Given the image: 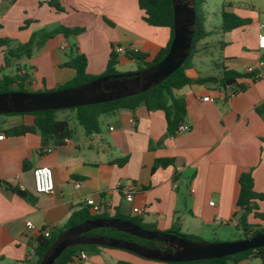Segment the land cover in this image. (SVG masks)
I'll return each mask as SVG.
<instances>
[{
  "label": "crops",
  "instance_id": "obj_1",
  "mask_svg": "<svg viewBox=\"0 0 264 264\" xmlns=\"http://www.w3.org/2000/svg\"><path fill=\"white\" fill-rule=\"evenodd\" d=\"M54 1L62 10L49 0H0V37L27 42L41 29H81L69 38L57 34L31 58L19 61L28 71L31 91L58 88L74 77L73 68L62 66L71 57L70 43L75 44L74 55L86 56L88 73L102 75L115 46L138 47L152 60L170 38L168 28L143 20L137 0ZM205 1L208 34L198 43L188 74L207 76L214 72L215 62L243 73L249 66L258 67L264 60V50L258 47V38L264 34V0ZM224 4L248 23L223 32ZM26 21L30 23L21 28ZM4 56L0 50V77L16 70L4 67ZM117 59V73L135 71L131 55L117 53ZM201 64L208 65L204 73ZM239 81L246 89L236 93L214 84L177 90L175 94L187 102L183 123L188 129L174 135L167 132L163 111H148L143 105L102 118L99 131L93 134L75 121L73 135L62 144L40 133L10 134L8 128L32 118L0 116V133L5 134L0 140V264H38L36 247L45 230L64 227L88 198L102 205V211L138 216L160 231L170 230L176 222L186 234L237 228L244 212L236 204L241 173L251 172L255 191L264 195V77L246 76ZM50 147L52 151H47ZM159 159L171 163L162 166ZM41 167L52 170L54 194L36 189L34 171ZM75 182H80L79 187ZM19 189L25 194H19ZM127 189L133 191L132 202L126 199ZM134 207L142 213H134ZM27 220L35 228L29 229ZM247 221L264 226V200L257 201ZM119 260L169 264L119 248L89 254L85 264Z\"/></svg>",
  "mask_w": 264,
  "mask_h": 264
},
{
  "label": "trees",
  "instance_id": "obj_2",
  "mask_svg": "<svg viewBox=\"0 0 264 264\" xmlns=\"http://www.w3.org/2000/svg\"><path fill=\"white\" fill-rule=\"evenodd\" d=\"M50 5L58 10L62 8L54 1L49 0ZM140 9L143 11V20L152 26L166 27L170 31V38L158 55L152 60H148L143 53L136 52L132 54V58L139 64V69H143L154 65L161 61L167 54L174 37V11L172 0H137ZM205 0H195L196 3V27L191 47V52L183 63L174 73H172L165 81L157 86L129 97L118 100L84 105L68 109H53L36 112L13 113L5 114V116H29L31 121H23L15 126L7 129V132L13 135H23L26 133H40L44 138H51L56 144H62L67 138H70L75 129L71 121L78 122L87 134H93L99 131L102 117L115 115L121 109L135 110L139 106H145L148 111L161 110L165 114L167 122V132L169 135L176 134L178 127L185 121L187 115V102L184 98L178 97L175 92L185 86L193 84H214L217 87L225 90H231L233 93L243 91L246 85L239 80L242 77L254 78V73H243L226 66L223 62H215L213 73L207 76L192 77L188 74V70L194 67L193 58L198 50V43L208 34L205 27L206 11ZM228 5L224 4L221 9V30L223 32L238 28L246 23L247 20L242 19L237 14L226 9ZM30 22L21 26L25 28ZM1 26V24H0ZM81 29H71L64 26H58L53 30L41 29L32 33L27 42H19L10 37H0V50L5 52V68L15 66L16 70L13 74L4 73L0 77V93L7 91H31L27 88L29 83L28 73H19L23 69L19 63L21 59L31 58L35 51L41 49L46 42L62 33L66 38L77 34ZM69 54L71 57L68 61L62 64L64 67H71L75 70L74 77L58 88L47 89L43 88L38 91L56 90L65 87L77 86L90 82L104 75L117 73L116 64L118 62L117 53L114 51L108 62V66L104 74L93 75L87 71V58L84 54H73L76 50L75 44L70 43ZM58 110H68L70 113L63 118H58L56 112ZM259 112L263 110L258 108ZM158 164L166 166L171 163L169 159H159ZM2 185V181H0ZM239 195L237 198V206L244 212L241 214L237 228L241 230L242 237H250L260 233H264V226L252 225L247 221L248 214L257 208V201L264 200V195L257 193L254 189V180L251 172H243L239 176ZM14 189H17L14 187ZM259 216V213H257ZM97 218H121L130 220L143 228L150 230H158L156 225L145 224L138 216H126L119 211L113 214L106 210L93 212L91 207L86 204L77 210H74L66 225L60 229L52 231L50 236H44L39 239L36 252L38 254V264L45 252L50 248L56 238L66 229L78 225L86 220ZM167 232H173L183 235L192 240H203L200 235L182 233L179 224L176 222L173 227ZM90 235H104L115 238H122L129 241H134L149 247H157L164 249L165 244L160 241L148 240L137 237L135 235L119 231L113 227L96 228L88 232ZM219 241V240H214ZM103 248H111L101 245H76L65 250L57 260L56 264H72L74 257L81 251H86L88 254H96ZM124 250V249H122ZM127 251V250H125ZM129 252V251H128ZM132 253V252H130ZM137 255L135 253H132ZM139 256V255H137ZM141 257V256H139ZM253 257H264V246L257 249L247 250L234 255L225 257L191 261V262H168L169 264H240L242 261H248ZM143 258V257H142ZM116 264H135L129 261L119 260Z\"/></svg>",
  "mask_w": 264,
  "mask_h": 264
},
{
  "label": "water",
  "instance_id": "obj_3",
  "mask_svg": "<svg viewBox=\"0 0 264 264\" xmlns=\"http://www.w3.org/2000/svg\"><path fill=\"white\" fill-rule=\"evenodd\" d=\"M174 37L166 56L149 67L125 73L104 75L77 86L49 91H7L0 93V114L68 109L122 99L147 91L165 81L188 58L195 27V0H172ZM19 194L24 195L22 189ZM113 227L140 238L163 242L166 248L149 247L134 241L89 231ZM101 245L124 249L143 258L163 262H191L234 255L264 246V233L235 241L207 242L183 235L143 228L121 218L86 220L62 232L43 255L40 264H56L62 253L76 245Z\"/></svg>",
  "mask_w": 264,
  "mask_h": 264
},
{
  "label": "built area",
  "instance_id": "obj_4",
  "mask_svg": "<svg viewBox=\"0 0 264 264\" xmlns=\"http://www.w3.org/2000/svg\"><path fill=\"white\" fill-rule=\"evenodd\" d=\"M258 47L261 50H264V34H261L258 38ZM114 51L118 54H129L132 55L136 52H139V48L132 46V45H117L114 47ZM248 73H254V79L262 78L264 77V60H261L259 62V66H249L247 68ZM19 73H28L27 69L23 68ZM188 129V125L185 123H181L178 127L179 131H185ZM5 138L4 133H0V140ZM68 140V138L66 139ZM65 140V141H66ZM47 151H52V148H48ZM34 179H35V185L36 189L40 192L54 194L55 193V183H54V177L52 170L48 167H41L37 168L34 171ZM80 182H75L74 186L77 188L79 187ZM126 199L127 201L132 202L134 199L133 191L131 189L126 190ZM92 209L93 212H100L102 211V205L98 204L93 198H88L86 202ZM211 204H214L212 201ZM134 213L140 214L142 213V210L139 207L133 208ZM218 222H222L221 217H217ZM26 225L29 229L35 228V225L31 220L26 221ZM52 228L50 227L45 230L44 234L45 236H50L52 233ZM89 254L86 251H81L78 255L74 257V260L72 264H85V261L88 259Z\"/></svg>",
  "mask_w": 264,
  "mask_h": 264
},
{
  "label": "rangeland",
  "instance_id": "obj_5",
  "mask_svg": "<svg viewBox=\"0 0 264 264\" xmlns=\"http://www.w3.org/2000/svg\"><path fill=\"white\" fill-rule=\"evenodd\" d=\"M133 62L135 64L134 70L135 71L140 70L139 64L136 61H133ZM200 67L202 68V72L204 73V72H206V67H208V65L201 64ZM131 72H133V71H131ZM69 113H70V111H68V110H58L56 112V115L58 116V118H63L66 115H68ZM0 116H5V114H0ZM102 118H104V117H102ZM71 123H72V125H74V121H71ZM200 236L203 239L202 241H207V242L235 241V240H239V239L244 238V237H242L241 231H239L235 227H228V226H225L224 228L216 227V230L212 231V229H211L210 231L202 233V235H200ZM216 239L219 241H214ZM245 264H264V257H262V258L261 257H253V258L249 259Z\"/></svg>",
  "mask_w": 264,
  "mask_h": 264
}]
</instances>
